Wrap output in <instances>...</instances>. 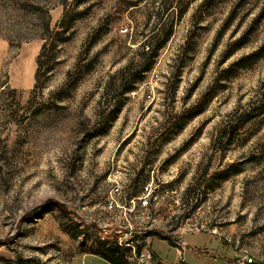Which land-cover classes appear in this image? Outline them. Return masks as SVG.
<instances>
[{"label": "rangeland", "instance_id": "1", "mask_svg": "<svg viewBox=\"0 0 264 264\" xmlns=\"http://www.w3.org/2000/svg\"><path fill=\"white\" fill-rule=\"evenodd\" d=\"M23 2L0 0V264H264V0H79L41 67Z\"/></svg>", "mask_w": 264, "mask_h": 264}, {"label": "trees", "instance_id": "2", "mask_svg": "<svg viewBox=\"0 0 264 264\" xmlns=\"http://www.w3.org/2000/svg\"><path fill=\"white\" fill-rule=\"evenodd\" d=\"M37 1H38L37 3L36 2L35 3L34 2L33 3L23 2V5L21 6L25 10L31 9L33 11H37V13L36 12L35 13L38 15V21H39L38 27L42 31L41 38L44 41L40 54L38 55V58L36 60L37 65L41 67L42 59L43 57H45V52L49 56H52L53 54L52 51H54L55 47L59 43H62L67 40V38L63 37V35L69 29V25H70V20L68 18L69 17V6L77 5L79 3V0H74L72 4H69L68 0H57L58 1L57 5L60 4L61 6L64 7V14L61 18V21L59 24L56 25V29L61 28V31H51L50 25H49V18L47 17L46 12L44 11L42 12L43 7L51 3L50 0H37ZM258 54L259 52H256L252 55L253 57H255L254 59H256V57L259 56ZM240 62L242 63L243 60H241ZM241 63L239 65H241ZM240 67H243V66H240ZM36 81H37V75H36ZM118 110H119V105L115 107L113 115L116 114ZM245 119L246 118L241 119V117L232 119V121L230 122L228 126L230 130V134L235 136L238 133L239 129L241 128L242 124L244 123ZM104 259L108 261L110 264H123L120 261H113L108 256H106V258Z\"/></svg>", "mask_w": 264, "mask_h": 264}, {"label": "built area", "instance_id": "3", "mask_svg": "<svg viewBox=\"0 0 264 264\" xmlns=\"http://www.w3.org/2000/svg\"><path fill=\"white\" fill-rule=\"evenodd\" d=\"M119 192V189L116 188V193ZM214 233H216V229L213 230ZM177 248L179 250V254L180 256H182V254L184 253V251L186 250V244L184 242H179L177 244ZM153 260V254L150 251H143V252H139L136 256V264H147L150 261ZM242 261V264H253L252 259L251 258H244ZM175 264H184V261L182 258H180V260L178 261V263Z\"/></svg>", "mask_w": 264, "mask_h": 264}, {"label": "crops", "instance_id": "4", "mask_svg": "<svg viewBox=\"0 0 264 264\" xmlns=\"http://www.w3.org/2000/svg\"><path fill=\"white\" fill-rule=\"evenodd\" d=\"M163 243H164V242H163ZM170 247H171V246H170ZM172 248L177 249L178 256H179V260H180V254H179V250H178V248H177V247H172ZM152 251H153V255H154V257H153V264H163V263L161 262L160 258L156 255L155 251H154V250H152ZM184 252H186V250H185ZM183 254H184V253H183ZM183 254H182V257H183ZM183 261H184V260H183ZM184 264H186V263H184Z\"/></svg>", "mask_w": 264, "mask_h": 264}]
</instances>
